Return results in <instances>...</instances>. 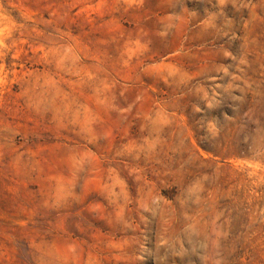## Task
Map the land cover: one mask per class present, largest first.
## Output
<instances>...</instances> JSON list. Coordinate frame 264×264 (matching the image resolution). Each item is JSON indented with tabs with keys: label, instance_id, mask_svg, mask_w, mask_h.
I'll return each instance as SVG.
<instances>
[{
	"label": "rangeland",
	"instance_id": "374dc122",
	"mask_svg": "<svg viewBox=\"0 0 264 264\" xmlns=\"http://www.w3.org/2000/svg\"><path fill=\"white\" fill-rule=\"evenodd\" d=\"M0 264H264V0H0Z\"/></svg>",
	"mask_w": 264,
	"mask_h": 264
}]
</instances>
